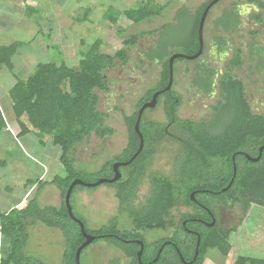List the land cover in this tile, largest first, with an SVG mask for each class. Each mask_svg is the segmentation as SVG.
I'll return each instance as SVG.
<instances>
[{
  "label": "trees",
  "instance_id": "trees-1",
  "mask_svg": "<svg viewBox=\"0 0 264 264\" xmlns=\"http://www.w3.org/2000/svg\"><path fill=\"white\" fill-rule=\"evenodd\" d=\"M248 2L264 8V3L261 1L249 0ZM167 5L161 6L155 0H143L137 8L126 9L120 12L119 15L137 25L161 17L162 11ZM206 6L207 4L203 5L196 16L191 19L189 36L182 42L164 41L163 28L166 30L170 24L166 23L167 25H161L156 30L140 32L138 35L124 38V47L113 54L103 53L100 50L101 40L96 39L87 49L79 52L80 58L76 69L69 67L64 62L58 65L54 61L38 63L33 72L25 79L16 78L15 84L8 92V97L14 122L19 128L17 138L29 134L32 129L36 132L42 145H44L42 138L47 135L51 138L52 145L60 149L58 161L62 166L63 174L54 175L49 182H44L42 186H55L64 198L69 185L74 180L91 184L97 182L99 178L110 176L107 171L110 169L112 161L106 162L102 170L86 172L75 163V149L86 139H89L91 135H94L97 139H103L104 137H112L115 134L114 129L105 125L107 115L97 109L99 96L96 91H108V81L104 78L107 69L109 67L113 68L117 61L125 65L128 62L127 51L136 44L138 39L159 32V39L154 43V46L147 48L143 54L147 61L160 66L159 79L155 85L144 92L131 114H123L128 143L122 152L123 155L116 159L127 160L137 151L139 138L134 130L137 112L143 103L151 101L155 92L163 90L167 86L169 80L168 60L172 54L168 49L170 47L182 48V54L185 56H193L198 51L197 29ZM88 14L89 11L86 10L84 19ZM115 14L116 10L109 7L103 16L104 19L115 24L117 22ZM226 16L228 17L227 20L234 22L232 27L238 24L234 5ZM175 21H177L176 16ZM232 21L231 23H233ZM227 27L225 28L226 31L228 30ZM254 34L255 32H251V35ZM220 40L218 43L223 47V41ZM21 45V43L16 42L9 46H0V69L2 67L11 69L14 54ZM221 47H219L220 51L223 50ZM50 48L57 49L56 55L60 56V48L54 45H50ZM262 53L264 54V49ZM232 56L227 63L228 71L220 77L219 81L221 102L218 105V110L221 114L224 113L227 116V120L219 132L213 133L207 126L208 123L196 124L191 121H181L176 113L180 101H175L178 95L173 89L159 95L157 104L159 105L162 100H165L164 108L167 118L173 119L175 123L184 128V132L189 134L186 138L188 145L183 147L185 149L184 155H187L189 164L194 163L192 155L201 159L204 156L206 160L207 158H214L215 161L218 160L225 168H228L227 177L224 176L223 179H219V182L216 181L215 183L218 186L210 187V190L216 193L213 195L204 194L205 198H202L209 202L211 212H214L216 203L228 205L227 203L230 202V208H233L236 204L241 205L242 216L245 218L252 206L264 208V115L251 112L245 98L243 82L237 81L230 73L233 68H237L242 64L241 49L237 46L234 47ZM259 58L262 66L264 56ZM181 59L183 58H178L177 61H181ZM197 68L202 69L201 65H197ZM204 71L203 69V73ZM196 82L205 94L210 91V75L208 73L204 78L197 77ZM23 117L26 119V124L22 122ZM142 118L139 124V132L143 138V148L133 162L130 163L131 166L129 167L133 168L129 175L130 179L127 180L129 184L123 183L117 189L109 184L104 186L116 190V198L120 200L121 207L125 208L132 219L131 226L134 231L150 232L159 230L164 231L166 235L168 227L173 224L172 219L169 220L170 214L173 210H178L180 206H195L194 200L190 197V192L198 187L185 186L177 178L154 176L151 179L150 194L145 199V204L140 207L132 205L133 199H137L136 192L138 191V187L133 184L141 182L144 169H146L140 160L147 159L153 153L148 144L149 133L163 135L164 132L162 128H155V125L150 126L154 130H147L143 125ZM1 128H5V121L0 110ZM260 148H262L261 160L252 162L244 159L243 172H237L231 187L222 191L225 188L223 186H226L229 178H231L232 155L236 151L242 150L248 156L256 157ZM199 154L203 156L200 157ZM206 163L207 161H205ZM196 165L200 166L198 163ZM1 166H5V163L0 162ZM182 175L179 174V177ZM186 176V174L183 175L184 178ZM37 182L40 183L39 185L42 184L40 180ZM83 189L93 188L76 185L71 196L74 192ZM194 197L201 201L198 198L199 196L195 195ZM211 199H214V202ZM195 209L198 210L196 206ZM197 213L196 211L193 217L198 216ZM75 218L83 223L79 218ZM181 218L183 220L184 216L181 215ZM244 218L239 221L238 225H232L227 229L219 227L218 222H214L213 226L208 227L194 223H187L184 226L180 224L177 228V234L171 239L175 244L174 247L166 245L162 250L160 249L161 242L168 240L165 237L161 238L158 246L155 245V249L150 252L151 245L145 244L143 241L144 249L140 261L137 258L140 245L136 243L125 244L123 242L125 239L137 237V235H133L130 229L119 230L116 219H112L109 225H105L96 231H89L84 223L83 225L85 233L94 237L89 245L104 243L114 247L125 259L130 261V264H141L143 262H149L148 264H203L204 259L211 250L218 251L224 257L229 255L236 246L233 245V242L236 244L233 239L231 244V238L241 230ZM35 224H42L49 229L60 231L64 236L61 264H75L76 250L85 241L79 225L69 217L64 202L60 207H41L37 197L27 200L25 205H19L18 202L5 214L0 213V235L8 245L7 253L0 257V264H44L25 251L29 238L28 229ZM188 230H193L194 233H190ZM246 234L243 237H250L251 240L252 233L248 232L247 236ZM89 245L81 251L79 264L83 252L88 249ZM159 250L161 251L159 252ZM158 253L159 257L153 262ZM119 261L120 259H115L113 264L119 263ZM233 264H264V259L238 255L235 256Z\"/></svg>",
  "mask_w": 264,
  "mask_h": 264
},
{
  "label": "rangeland",
  "instance_id": "rangeland-1",
  "mask_svg": "<svg viewBox=\"0 0 264 264\" xmlns=\"http://www.w3.org/2000/svg\"><path fill=\"white\" fill-rule=\"evenodd\" d=\"M43 1L48 4V10L40 13V20L37 17L35 18L37 26L29 33L23 25L18 24L17 26V22L14 21L11 15H6V17L5 13L0 14L2 26L9 25L14 21L13 24L16 27L10 31V34L14 33L17 38L27 37L28 39L33 37L38 30L42 34L43 32L45 34L50 32L51 39L50 41L46 40L47 47L54 45L61 50L60 56L56 55L57 49L50 48L47 51L43 45L37 43L43 38V36L39 35L35 40L36 43L32 44L30 42L21 48V51L25 52L23 58L18 59L19 55L13 58L12 66L14 68L12 70L5 67L0 69V101L4 105V110L8 116H13L8 92L14 84V77L23 78L24 75L32 73L38 63L52 61L57 65L64 62L69 67L76 69L80 58L79 52L87 49L96 39L101 40L100 50L103 53L113 54L124 47V38L138 35L140 32L156 30L166 23H170V26L168 25L166 30L163 28L164 41L172 43L182 42L189 36L192 24L191 19L195 17V13L191 11L192 6L200 5L204 0L171 1L163 9L161 17L137 25L119 14L126 9L137 8L143 0ZM156 1L158 4L164 5L169 0ZM231 4H237L238 7L244 10L248 9V0H221L211 8V14L208 15L207 27L206 21L204 25V29L206 27V30L203 31L206 49L203 53L204 56L198 61L210 59V56L213 55L209 39L211 21L215 16H220V9L229 6L231 8ZM4 6L9 11L14 6H19V4L16 3L14 5L6 2ZM109 7L116 10L117 22L115 24L104 19V12ZM181 7L182 9H180ZM86 10L89 11V14L84 19ZM227 10L229 9L227 8ZM59 13L61 16H59ZM175 16L177 21H175ZM4 18L6 22H4ZM246 18L249 20L251 17L246 16ZM219 19L221 20V16ZM254 31L255 29L246 23L239 33L232 35L233 47L244 45L243 47L246 49L247 43L250 41L246 39L250 37L248 33ZM258 34H260V31H258ZM159 35V32H155L153 35H145L138 39L136 44L129 48L127 55L128 62L123 65L117 61L114 68L106 71L107 78L109 79V94L103 96V93L100 94L96 91L99 96L97 109L107 115L105 125L115 131V134L111 138V144L104 146L105 153H107L106 150H112L114 147L119 150L124 147L126 143V128L123 124V114H131L134 111V104L138 98L149 87L155 85L159 79L160 66L147 61L141 54L154 44ZM239 36L240 38L238 39ZM261 37L264 42V28L262 29ZM8 38H10V35L6 37V40ZM176 50L182 53V48H177ZM225 59L216 62L220 67H223L224 63L228 61ZM245 64H250L246 57H244L243 67L238 69L237 73L241 79H244V87L249 100L255 103L257 112L264 115V74L256 73L249 77L248 72L244 73L247 70ZM183 66L189 68L191 64H176L177 73L173 78L175 79L173 91L180 97L181 102L177 110V116L180 118H192L194 120L207 118L208 106L213 100L204 94H200L196 88H192L193 76L190 73H183ZM11 71L13 72L11 73ZM145 116L154 118L161 123L165 122L161 106L147 111ZM22 122L24 124L27 123L24 117L22 118ZM13 129V133L9 132L6 128L0 129V162L5 163V166L0 167V213L5 214L8 208L18 202L22 203L21 205H25L21 198L33 186V183L35 185L27 194V199L24 198L26 203L27 200L37 197V201L41 207L50 205L60 207L63 203L60 191L53 185L42 186L44 182H49L54 175L63 174L62 166L58 161L60 149L52 145L51 138L47 135L42 138V143L44 144L42 145L34 130L31 129L29 134L17 138V133L19 132L17 124H14ZM101 145L103 143L97 140L94 135H91L89 139L78 145L74 152L76 165L86 172H95L97 167L95 158L99 155L98 152H101ZM177 152V146L174 143H163L158 148V154L153 160V170L167 171L170 167H174ZM112 153H117V151L113 150ZM38 180L41 181V185L37 182ZM147 191V188L141 189L137 200L143 202L144 196H148ZM71 208L74 216L82 220L89 231H96L105 225H109L110 221H112L111 218L115 216L118 210V202L114 198V191L111 188L99 186L93 189H83L74 192L71 196ZM225 212L226 210L218 219V224L221 228H228L236 223L231 218V215ZM118 214L121 217H119L120 223L122 221V224L128 222L125 211H120ZM117 218L118 216L115 219ZM242 223L241 230L236 232L231 238V244L233 239L236 242V244L233 242V245H236L238 248L235 249V252L239 250V255L256 258L263 257L264 208L252 206ZM236 225H238V222ZM248 232L252 233L251 240L250 237H243ZM28 234L29 238L25 249L27 254L44 264H61L64 236L60 231L49 229L42 224H35L29 227ZM164 236V231L154 230L148 233L146 240L151 241ZM7 249V242L0 235V257H3L7 253ZM216 252V250H211L208 254H216ZM116 255L118 257L122 256L119 251H116L112 247L104 243H98L83 252L80 264H88L90 261H92V264H101ZM216 256L219 263L223 264L224 258ZM233 258L234 256L229 254L225 258L226 263L231 264ZM123 264H130V261L127 259L123 260Z\"/></svg>",
  "mask_w": 264,
  "mask_h": 264
},
{
  "label": "flooded vegetation",
  "instance_id": "flooded-vegetation-1",
  "mask_svg": "<svg viewBox=\"0 0 264 264\" xmlns=\"http://www.w3.org/2000/svg\"><path fill=\"white\" fill-rule=\"evenodd\" d=\"M220 1L221 0H219L216 3V5ZM229 7H227V8L230 9ZM247 7H248V9L245 11L246 13H248V12L261 13L262 12L264 14V8H261V7L257 6V5L252 6L251 4H248ZM236 9L237 8H235V10ZM237 10H238L239 15L241 16L240 10L239 9H237ZM221 14H224V12H222ZM217 22H219V20L218 21L217 20L214 21V25H213L214 28H212V31L210 32V35H209L210 46H211V48L213 50V55H212L213 58H211L212 56H210V59L198 61L199 59H201L204 56L203 53H204V51L206 49V47H205L206 44H205L204 39H203V50H202L201 55L198 58L193 59V60L181 59V61H177V59H175L174 62H173V66L175 65V67H173V78H174V75L177 73L176 64H178V63L191 64V66L189 68H186V67L183 66V73H187V74L190 73L193 76V84H191L192 88H196L197 91H199L200 94H204L206 97H208L209 99L213 100L212 103L208 106L207 118H201V119H198V120H194L192 118H180V117H178V118L181 121H191V122L196 123V124H200L202 122L203 123H208L207 126L209 127V129L213 133L219 132L222 129V127L224 125V122L227 120V116L224 113L221 114L220 111L218 110V105L221 102L220 92H219L220 91L219 90V81H220V77L226 71H228L227 63L231 59V57L233 55V49H234L233 43L230 41L229 37H227V36L226 37H222V35H218L216 33V31H218V29L221 28L220 26H217ZM246 23L251 28L255 29V31H254L255 34L251 35V32L248 33L251 36L246 38L247 40H250L247 43L248 46H247L246 49L243 47L244 45L243 46H237V47H239L241 49L242 64L239 67L233 68L230 71L231 75H233L234 78L237 81H242L243 84H244V79H241L239 77L240 75L237 73V70L243 67V65H244V57H246V59L250 63L249 65L245 64L247 70L244 71V73L248 72V76L249 77H250V75H254L256 73L257 74H264V64L261 66L260 58H259L260 56L261 57L264 56V54L262 53V50L264 49V42H263L262 37L258 34V31L262 32V29L264 28V19L258 20L257 18H250L248 21H245L244 24H243V22H240L239 25H237L236 27L239 30H241V28ZM158 39H159V37H157L156 41ZM220 39H222V40H220ZM219 40L223 41V47H221L222 45L220 46V44L218 43ZM156 41L154 43H156ZM152 46H154V44ZM219 47H221L223 50L220 51ZM176 49L177 48H175V47H170L168 50H169L170 53H172L171 55H173V54H182V53H179ZM146 50L144 52H146ZM128 51H127V55H128ZM251 51H252V54H251ZM144 52H142L141 54H142V57L144 59H146L143 56ZM224 59L228 60V61L224 63L225 65L223 67H220L216 61L220 62V61H222ZM263 60H264V58H263ZM197 65H201L202 69L201 70L198 69ZM252 67H254V68H252ZM110 68L111 67H109V69ZM203 69L205 70L204 73H203ZM206 73H208L210 75V84H209L210 85V91H208L207 94H205L203 92V90L198 86V84L196 82V78L197 77L204 78L206 76ZM245 77H246V74H245ZM104 78H106L107 81H108V84H107L108 85V91H106V92L98 91V93H100V94L103 93V96L109 94V79L107 78V75L104 76ZM174 83H175V79H173L172 86H171L170 89L174 88ZM165 92H167V91H165ZM143 94H144V92H143ZM140 97L138 98V100L140 99ZM245 98H246L248 106L251 109V112L253 114H259L257 112V107L255 106V103H252L249 100V98H248V96L246 94V91H245ZM138 100L134 104V109H135V106H136ZM164 101L165 100H162L159 105L157 104V101H156V106L154 107V108H156V107L161 106V109H162V111L164 113V116H165L164 117L165 118V122L164 123H161L158 120H155L154 118L147 117V116L144 115V114H146L147 111L153 110V109H146L143 112V114H142V117H143V115H144V117L143 118L141 117L143 119V125H144V127H146L147 130L153 129L150 126L151 125H155V128L156 127L162 128L164 130V132H163V135H157V134L149 133L150 139H148V144L150 145L151 152H153V153H152V155L150 157L148 156L147 159H145V160L141 159L140 160L142 162V164L146 167V169H144V173H143L144 176L141 179V182L139 184H133V185H136L138 187V191L136 192V196L138 198L140 190L143 189V188H147L148 189L147 193H148V196H149L150 189H151V179L154 176L162 177V178H177V180L179 182H181L182 184H185V186H188V187H196L197 186L198 187L197 189H195V190L190 192V197H191V199L194 200L193 201L194 205L197 207L198 210L195 209V206H192V207L180 206L178 208V210H173L172 211V213L169 216V220L172 219L173 224H172V226L168 227V229L166 231L167 235L162 237V238L166 237V238H168V240L161 242V244H160L161 245L160 246L161 250L166 245L168 247H171V246L174 247L175 244H174V242L171 239L173 238V236H175L177 234V228H178V226L180 224H182L184 226L187 223H194V224L206 225L208 227L209 224L212 223L213 219H214L215 223L218 222V219H219L220 215H222V213L225 210H226L225 213L230 214L231 218H233L234 222H236V223L237 222L239 223V221L242 218V212H241V207H240L241 205L240 204H236L233 208H230V202L227 203L228 205H223V204L216 203L215 207H214V209H215L214 212L213 213L211 212V209L209 208L210 207L209 202L203 200L205 198L204 194L213 195L214 193H216L215 191L210 190V187L216 186L217 184L215 182L216 181L219 182V179H223L224 176L226 178L227 174L229 173V170H228V168H225L222 163H219L218 160L215 161L214 158H210V159L207 158V160H206V158L202 154H199V156L200 157L203 156V159H201V158H199L197 156L194 157V155H192L193 156L192 161L194 163L193 164H189V159L187 158V155L186 156L184 155L185 154V149H183V147L188 145V142H187L186 138L188 137L189 134L184 132V128H182L180 125L175 123L173 121V119L171 120V119L167 118L166 113H165V108H164ZM175 101L176 102L180 101V97H177ZM146 103H148V102H146ZM179 106H180V104H179ZM179 106L177 107V110H178ZM177 110H176V113H177ZM140 122H141V120H140ZM123 124H124V121H123ZM125 130H126V143H125L124 147L122 149H120V150L118 148L114 147V148H112V150H106L107 153H105L104 146L111 144V138L113 136L112 137H104L103 139H97L96 138L101 143H103V145L100 146V151L101 152H98L99 155L95 158V162H96V166H97L96 167V171L97 170H102L103 165L106 162L112 161L111 167L107 171L108 175H110V176L109 177L99 178V180H104V179L105 180H111V179H113L114 176H115V172L113 171V165L115 163L116 164L128 163L130 161V159L132 158V156L136 153V152H134L132 154V156L129 159H127V160H117L116 159V158L120 157L121 155H123L122 152H123L125 146L128 143V140H127V129H125ZM167 142L174 143L177 146V151L178 152H177V155H176L177 159L175 160V165H174V167H170V169L167 170V171H164V170L162 171V170H159V169H154L153 170V168H152L153 160L156 158V156L158 154L157 153L158 152V148L163 143H167ZM113 150L117 151V153H112ZM137 150H138V148H137ZM261 152H262V148L259 149L258 155L256 157H250V156H248V154L246 152H244L242 150L236 151L235 154H233L232 157H231L232 163H233L231 178H229L228 184L226 186H223V188L224 187L225 188L226 187L230 188L231 185L233 184V181H234V178L236 177L237 172H239V173L243 172V167L245 166V160H249L248 158H250V159L256 160V161H252V162L260 161L261 160V155H262ZM133 160L131 162H133ZM205 161H207L206 164H205ZM131 162H129L127 165H124V166L120 165V166L117 167V171L119 173V176L114 182H112V183H102L99 186H104L105 184H109L112 187H114L115 189H117V187H119V185L120 186L123 185V183H125V184L128 183L129 184V182H127V180L130 179L129 175H130V172H131V170L133 168V167L132 168L129 167V166H131L130 165ZM197 163L200 164V166L196 165ZM134 166L137 167L136 165H134ZM179 174L180 175L181 174H183V175L186 174L187 176L185 178L183 177V175L181 177H179ZM188 181H190V182L186 183ZM112 187H111V189H112ZM115 189H112V190L114 191V198L118 202V210H117L115 216L113 218H111V219H115L118 216V218L116 219V223H117L118 229L119 230L130 229V230H132V234L133 235H135V234L137 235V237L130 238V239H127V240L125 239V240H123V242L125 244H128V243L142 244L143 249H144V242H145V244L151 245L149 251L150 252L153 251L155 249V247H156L155 245L158 246V242L160 241L161 237L149 241L148 239L146 240L149 231L148 232L134 231V229L131 226L132 219L129 217V215H128L127 211L125 210V208L121 207L120 200L118 198H116V190ZM198 194H200V195H198ZM195 195L199 196L198 198H200L201 201H199L197 198H195L194 197ZM148 196H146V197L144 196L143 202L138 201L135 198V199H133V201L131 203L134 206L135 205L138 206V207L143 206L144 202H145L144 199H146ZM211 200L214 202V199H211ZM203 202H205V203H203ZM120 211H123V212L125 211V213H127L126 215H127V221L128 222L127 223L125 222V224H122L123 221L121 223L119 222L120 214H118V213ZM196 211L198 212L197 213L198 216L193 217L196 214ZM181 215L184 216L183 220L181 218ZM208 219H209V221H207ZM236 223H235V225H236ZM230 227L231 226H229L228 228H230ZM222 229H227V228L226 227H222ZM188 232L194 233L193 230H188ZM96 244H98V243H96ZM95 245H89L88 248H92ZM112 248L115 249L114 247H112ZM143 249H142V252H143ZM115 250L118 251L117 249H115ZM161 250H159V252ZM142 252H141V255H142ZM158 257H159V253L157 254L156 258L153 260V262H155ZM115 259H120L119 263L117 262L116 264H123V260H126L123 255L121 257H118L116 255L112 259L107 260L104 263H101L100 260H98V261L101 264H113ZM140 260H141V256H140L139 261ZM94 262H97V261H94ZM148 263L149 262H147V263L143 262L141 264H148ZM88 264H92V261H90V263H88Z\"/></svg>",
  "mask_w": 264,
  "mask_h": 264
},
{
  "label": "crops",
  "instance_id": "crops-1",
  "mask_svg": "<svg viewBox=\"0 0 264 264\" xmlns=\"http://www.w3.org/2000/svg\"><path fill=\"white\" fill-rule=\"evenodd\" d=\"M1 2H0V4H3V5H0V14L1 13H5L4 15L6 16V15H11L13 18H14V21H16L17 22V26H18V24L19 25H23L25 28H27L26 29V31L29 33L30 31H33L34 30V27H36L37 26V22H35L36 21V17H37V19H39L40 20V18H39V16H41V14L40 13H44V10H48V4L47 3H45L43 0H7V1H4V0H0ZM171 1H174V0H169V1H167L164 5H167V4H169ZM212 0H204V1H202V3H200V5H194V6H192V10L191 11H193L194 13H195V16H196V14H197V12L198 11H200V9H201V7L203 6V5H205V4H209L210 2H211ZM249 1V0H248ZM258 1H261V2H263L264 3V0H258ZM6 2H9L10 4H16V3H18L19 4V6H14V8H11L9 11L8 10H6L7 8L4 6L5 4H6ZM155 2L157 3V1L155 0ZM182 2H185V0H182ZM158 4V3H157ZM248 4H251L252 6H254V5H256V4H253V3H249L248 2ZM248 4H247V6H248ZM160 5V4H159ZM164 5H161V6H164ZM216 5V4H215ZM233 5H234V12H235V16H236V19L238 20V24H236L235 25V27H232V24H234V22L232 21V20H227L228 19V17L226 16V14L227 13H230V11H231V8H233ZM40 6V7H39ZM258 6V5H257ZM213 7V6H212ZM211 7V8H212ZM260 7V6H259ZM231 8L229 9V10H227V8H222V9H220L219 10V15L221 16V20L219 19V17L220 16H215L213 19H212V21H211V25H210V30L212 31V28H214V21L215 20H219V22H217V26H220L221 28H219L218 29V31H216V33L218 34V35H222V37H229L230 38V41L233 43V38H232V35L233 34H237V33H239L240 32V30L236 27L237 25H239V23L240 22H243V24H244V22L245 21H247L248 19L246 18V16H249V17H251V18H259L258 20H261V19H264V14L261 12V13H253V12H248V13H246L245 11L247 10V9H243V8H240V7H238V5L237 4H231ZM235 8H237V9H239L240 10V14H241V16L239 15V13H238V10L236 9L235 10ZM262 8V7H261ZM180 9H182V7L180 8ZM211 10V9H210ZM210 10L208 11V13H207V16H206V19L207 20H205L206 21V27H207V22H208V15H210L211 13H210ZM222 10V11H221ZM6 11V12H5ZM222 12H224V14H221ZM218 13V12H217ZM32 14V15H31ZM59 16H61V14L59 13ZM225 16V17H224ZM7 17V16H6ZM227 20V21H224V20ZM13 21V22H14ZM44 21V20H43ZM231 21L233 22V23H231ZM4 22H6V20H5V18H4ZM12 22V21H11ZM13 22L12 23H10L9 25H5V26H2L3 24H1V21H0V46H9V45H11V44H13V43H16V42H18V43H21L22 45H21V47H19L18 49H17V51L15 52V55H14V57L15 56H18L19 58L18 59H20V58H23V56H24V54H25V52H22L21 51V48L25 45V44H27V43H32V44H34V43H36L35 42V40H36V38L39 36V35H41V37L43 36V38L40 40V41H38L37 43L38 44H40V45H43V47L48 51V49H50V47L48 46L47 47V44H46V40H48V41H50V39H51V36H50V32H48L47 34H45L44 32H43V34L41 33V32H39V30L35 33V35L33 36V37H30V38H28L27 39V37L25 38V37H20V38H17L16 36H15V34L13 33V34H10V31L11 30H14L15 29V27H16V25L15 24H13ZM46 22V21H45ZM204 25H205V23H204ZM227 26H229V27H227ZM206 27H205V29H204V27H203V31L204 30H206ZM228 28V30L226 31L225 30V28ZM233 28V29H232ZM3 29V30H2ZM242 29V28H241ZM9 30V31H8ZM261 33L262 32H260V36H261ZM8 35H10V38H8V40H6V37L8 36ZM49 35V36H48ZM251 36V35H250ZM240 38V36L238 37V39ZM4 39V40H3ZM34 39V40H33ZM235 39V38H234ZM7 41V42H6ZM235 41V40H234ZM44 49V51H46ZM13 57V58H14ZM14 68V66H12L11 67V70ZM13 71H11V73H12ZM31 74V73H30ZM30 74H28V75H30ZM28 75H24L23 76V78L22 79H25ZM15 82H16V77H14V81H13V83L15 84ZM13 84V85H14ZM12 87V86H11ZM3 109H2V108ZM0 110H1V112H2V116H3V119H4V121H5V128L7 129V130H9V132L11 131L12 133H13V131H14V129H13V127H14V124H16L15 122H14V119H13V116H8L7 114H6V111L4 110V105L2 104V102L0 101ZM3 111H4V113H3ZM29 128H31L30 126H28ZM19 131V130H18ZM60 175H62V174H60ZM34 186V185H33ZM32 186V187H33ZM31 187V188H32ZM31 188L27 191V193L21 198V200H23V203H26V201H25V199L24 198H26V196H27V194L29 193V191L31 190ZM27 199V198H26ZM17 204V203H16ZM22 203H20L19 202V205H21ZM14 205H12L11 207H13ZM50 206H55V205H50ZM10 207V208H11ZM56 207V206H55ZM10 208H8L7 209V211L10 209ZM235 249H238L237 248V246H235V248L234 249H232L231 250V252L229 253V254H232L233 256H234V258L232 259V263L231 264H233V262H234V259H235V256H238L240 253L238 252L239 250H237L236 252H235ZM216 255H218V256H220V257H223L224 258V261H223V264H227L226 263V257H224V256H222L218 251L216 252V254H211V253H209L207 256H206V258L204 259V261H203V264H220L219 263V260H218V258H217V256ZM257 258H262V259H264V254H263V257H257Z\"/></svg>",
  "mask_w": 264,
  "mask_h": 264
},
{
  "label": "water",
  "instance_id": "water-1",
  "mask_svg": "<svg viewBox=\"0 0 264 264\" xmlns=\"http://www.w3.org/2000/svg\"><path fill=\"white\" fill-rule=\"evenodd\" d=\"M218 1L219 0H212L206 6L205 10L203 11V13H202V15L200 17L199 24H198V29H197V38H198L199 47H198V51L196 52V54L193 55V56H185L183 54H173V55H171L170 58H169V60H168L169 80H168L167 86L163 90H160V91L155 92L153 94V96H152L151 101L148 102V103L143 104L140 107V109L138 110V112H137V118H136L135 125H134V130H135V132L137 133V135L139 137V142L140 143H139L138 150L132 156V158L130 159L129 162H131L139 154V152L141 151V149L143 147V138H142L141 133L139 132V123H140V120H141V117H142L143 112L146 109H153L156 106L157 97L159 95H161L162 93H164L165 91H168L171 88L172 82H173V62H174L175 59L183 58V59H186V60H193V59L198 58L201 55L202 50H203V27H204V23H205V20H206V16H207L208 11L211 9V7L214 6ZM248 159L250 161H256V160H253V159H250V158H248ZM128 163H125V164H116L115 163L113 165V171L115 172V176L111 180H105V179L104 180H98L97 182L91 183V184L90 183H84V182H82L80 180H74L69 185V187H68V189H67V191H66V193L64 195L63 202L65 204V207L67 209V213H68L69 217L71 219H73L79 225L80 231H81L83 237L85 238L84 243L76 250V253H75V264H79V258H80L81 251L85 247H87L94 240V238L92 236H90V235H88V234L85 233L83 223L81 221H79L78 219H76L73 216L70 201H71V193H72V190H73L74 186L79 185V186H83V187L94 188V187L99 186L102 183H112L119 176V173L117 171V167L120 166V165H122V166L127 165ZM227 189H228V187H226L222 191H225ZM213 225H214V219L212 220V223L209 224V226H213ZM139 245H140V250L137 253L138 260L140 259L141 252H142V249H143L142 244H139Z\"/></svg>",
  "mask_w": 264,
  "mask_h": 264
}]
</instances>
